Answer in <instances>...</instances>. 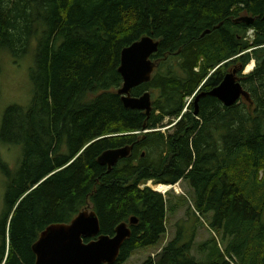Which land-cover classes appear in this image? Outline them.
<instances>
[{"label": "trees", "instance_id": "obj_1", "mask_svg": "<svg viewBox=\"0 0 264 264\" xmlns=\"http://www.w3.org/2000/svg\"><path fill=\"white\" fill-rule=\"evenodd\" d=\"M244 15L254 23L236 22ZM146 35L160 41L157 67L131 92L153 94L150 115L118 93L122 51ZM33 42L32 99L10 106L0 130V145L24 151L16 171L0 154V264H35L41 232L85 208L97 212L101 234L129 223L115 264L161 247L168 212L186 198L173 203L174 190L166 197L150 181H187L190 216L209 215L222 239L200 243V259L192 254L197 229L186 239L181 222L142 264H264V0H0V54L17 61ZM235 68L251 102L226 106L209 92ZM167 126L173 131L162 132ZM127 145L131 154L110 172L99 163L104 151Z\"/></svg>", "mask_w": 264, "mask_h": 264}, {"label": "water", "instance_id": "obj_2", "mask_svg": "<svg viewBox=\"0 0 264 264\" xmlns=\"http://www.w3.org/2000/svg\"><path fill=\"white\" fill-rule=\"evenodd\" d=\"M254 21L255 17L248 15L236 19V22H244L247 25L253 24ZM209 32L210 30H207L205 33ZM159 45L160 41L151 35L133 42L123 49L119 68L123 85L118 93L122 96L125 106L143 110L148 115L153 110L151 92L145 91L140 96H133L131 91L151 81L157 67L152 55L158 51ZM235 75L236 70L226 74L222 82L210 91L211 95L226 106L237 103L243 94V85L237 81ZM133 147L127 145L110 148L99 156L98 161L107 165L110 172L121 159L131 154ZM150 182L148 186L152 188ZM131 223H137V219L133 217ZM100 232L99 216L95 210L89 208L80 211L69 223H53L41 232L33 245L35 264H115L123 244L132 235V229L129 223L122 222L117 226L114 235Z\"/></svg>", "mask_w": 264, "mask_h": 264}, {"label": "rangeland", "instance_id": "obj_3", "mask_svg": "<svg viewBox=\"0 0 264 264\" xmlns=\"http://www.w3.org/2000/svg\"><path fill=\"white\" fill-rule=\"evenodd\" d=\"M252 30L253 29H250L251 32L249 31L247 35L251 39L252 35L254 34ZM35 53L36 42H33L29 52L17 61H15V59L9 52L5 51L0 54V130L2 127L4 114L10 106H27L32 99L34 87L31 79V69L35 64ZM246 68L244 69L243 74H248L253 71L251 70L250 72H247ZM236 79L237 81L241 82V77L236 76ZM152 97L154 98L153 94ZM191 97L187 98V104L192 101ZM241 100L244 102H251L250 95L247 91L244 90V88ZM250 105L252 106V103H250ZM185 111H188V109L185 108ZM161 131L169 133L173 131V127H163L161 128ZM23 152L24 151L22 145H0L1 157L5 162L8 163V165L13 171L17 170L18 164L20 163L23 157ZM6 180L7 179L5 175H3L0 170V214L4 209ZM169 190L171 191V193L173 192V190L175 191V193L173 192L170 197L166 194ZM158 192L165 194V196L169 197L173 203L177 201V195L179 194L184 195L186 198H184L186 201H183V205L179 206L173 212H168V231L162 246L166 245L168 241L172 240L175 237L176 232L179 229V223L182 222L181 231L183 232V236L184 238L186 237V239L188 236L191 235L192 229H197L192 254L200 259L204 258L203 254L200 253L198 250L199 244L205 242L212 236H215L219 241L220 239H222V232L215 227H211L212 220L209 215H204V217H200L201 221L195 215H192V217L190 216L192 214V211L189 209V206L194 207L195 201L193 197V189L190 187L187 181H182L177 185H174L172 187L170 186L166 192ZM198 216L200 215L198 214ZM188 218H190V221H186ZM161 247L150 246L139 248L127 261L122 264H142L148 257H155L158 252L161 251Z\"/></svg>", "mask_w": 264, "mask_h": 264}, {"label": "bare ground", "instance_id": "obj_4", "mask_svg": "<svg viewBox=\"0 0 264 264\" xmlns=\"http://www.w3.org/2000/svg\"><path fill=\"white\" fill-rule=\"evenodd\" d=\"M256 66V62L255 60H253L251 63H249L246 67V71L250 72L251 70H254ZM193 99V97H192ZM150 185L152 186V188L156 191H162V192H166L170 186H167L166 184H154L153 182H150ZM174 188V187H173Z\"/></svg>", "mask_w": 264, "mask_h": 264}, {"label": "flooded vegetation", "instance_id": "obj_5", "mask_svg": "<svg viewBox=\"0 0 264 264\" xmlns=\"http://www.w3.org/2000/svg\"><path fill=\"white\" fill-rule=\"evenodd\" d=\"M234 70H236V75H235V77H236V76H238L237 68H235ZM234 70H233V71H234ZM233 71H232V72H233ZM206 93H207L206 91H201V92H199V94H197V96H196L197 98H196V100H195V101H196V102H195V103H196V106L198 105V101H199V99H200L202 96H205ZM209 93H210V92H209ZM210 95H211V94H210Z\"/></svg>", "mask_w": 264, "mask_h": 264}, {"label": "built area", "instance_id": "obj_6", "mask_svg": "<svg viewBox=\"0 0 264 264\" xmlns=\"http://www.w3.org/2000/svg\"><path fill=\"white\" fill-rule=\"evenodd\" d=\"M250 32H251V31H250ZM252 32H254V30H252ZM253 37H254V34L252 35V38H253ZM191 100H192V97H191ZM191 100H190V101H191Z\"/></svg>", "mask_w": 264, "mask_h": 264}]
</instances>
